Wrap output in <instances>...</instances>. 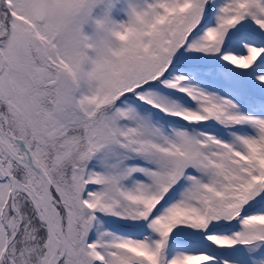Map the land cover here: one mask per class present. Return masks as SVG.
Here are the masks:
<instances>
[{"label": "snow or ice", "instance_id": "snow-or-ice-1", "mask_svg": "<svg viewBox=\"0 0 264 264\" xmlns=\"http://www.w3.org/2000/svg\"><path fill=\"white\" fill-rule=\"evenodd\" d=\"M100 4L0 0V264H264V0Z\"/></svg>", "mask_w": 264, "mask_h": 264}, {"label": "rangeland", "instance_id": "rangeland-1", "mask_svg": "<svg viewBox=\"0 0 264 264\" xmlns=\"http://www.w3.org/2000/svg\"><path fill=\"white\" fill-rule=\"evenodd\" d=\"M152 3V0H110V6L100 4L93 9V16L102 17L107 10L109 18L115 23H126L128 20V11L130 7L143 9L146 4ZM92 27L84 25L82 32L86 36L92 35ZM264 251V250H262Z\"/></svg>", "mask_w": 264, "mask_h": 264}, {"label": "clouds", "instance_id": "clouds-1", "mask_svg": "<svg viewBox=\"0 0 264 264\" xmlns=\"http://www.w3.org/2000/svg\"><path fill=\"white\" fill-rule=\"evenodd\" d=\"M109 36L113 41L120 42L119 37H116L113 33L109 32Z\"/></svg>", "mask_w": 264, "mask_h": 264}]
</instances>
